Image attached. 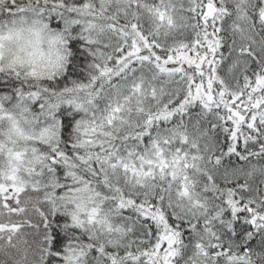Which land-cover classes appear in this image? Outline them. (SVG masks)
I'll list each match as a JSON object with an SVG mask.
<instances>
[{"label": "snow or ice", "instance_id": "6c2138e0", "mask_svg": "<svg viewBox=\"0 0 264 264\" xmlns=\"http://www.w3.org/2000/svg\"><path fill=\"white\" fill-rule=\"evenodd\" d=\"M0 264H264V0H0Z\"/></svg>", "mask_w": 264, "mask_h": 264}]
</instances>
